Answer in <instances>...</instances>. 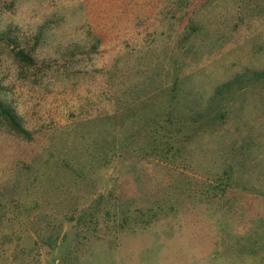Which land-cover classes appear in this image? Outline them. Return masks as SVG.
I'll list each match as a JSON object with an SVG mask.
<instances>
[{
	"label": "rangeland",
	"instance_id": "1",
	"mask_svg": "<svg viewBox=\"0 0 264 264\" xmlns=\"http://www.w3.org/2000/svg\"><path fill=\"white\" fill-rule=\"evenodd\" d=\"M0 98V264H264V0H0Z\"/></svg>",
	"mask_w": 264,
	"mask_h": 264
},
{
	"label": "trees",
	"instance_id": "2",
	"mask_svg": "<svg viewBox=\"0 0 264 264\" xmlns=\"http://www.w3.org/2000/svg\"><path fill=\"white\" fill-rule=\"evenodd\" d=\"M21 58L30 61L29 57L18 53ZM0 117L6 121V123L19 135L26 136V131L23 130L21 122L16 115L13 108L8 105L4 100L0 98Z\"/></svg>",
	"mask_w": 264,
	"mask_h": 264
},
{
	"label": "clouds",
	"instance_id": "3",
	"mask_svg": "<svg viewBox=\"0 0 264 264\" xmlns=\"http://www.w3.org/2000/svg\"><path fill=\"white\" fill-rule=\"evenodd\" d=\"M16 26H17V27H20L21 29H23V25L20 24V23H17ZM100 50H103V45L101 46V49H100ZM111 59L114 60L115 57L113 56V57H111ZM95 67H96V68H101V69H102V68L104 67V61L101 60V61H99V62H96V63H95Z\"/></svg>",
	"mask_w": 264,
	"mask_h": 264
}]
</instances>
